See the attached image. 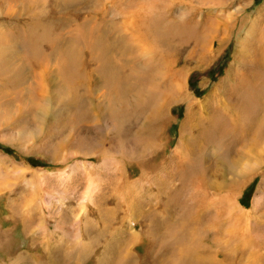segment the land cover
Wrapping results in <instances>:
<instances>
[{
    "label": "rangeland",
    "instance_id": "1",
    "mask_svg": "<svg viewBox=\"0 0 264 264\" xmlns=\"http://www.w3.org/2000/svg\"><path fill=\"white\" fill-rule=\"evenodd\" d=\"M261 93L264 0H0V264H264Z\"/></svg>",
    "mask_w": 264,
    "mask_h": 264
},
{
    "label": "bare ground",
    "instance_id": "2",
    "mask_svg": "<svg viewBox=\"0 0 264 264\" xmlns=\"http://www.w3.org/2000/svg\"><path fill=\"white\" fill-rule=\"evenodd\" d=\"M140 15V14H139ZM144 17V16H143ZM134 20H136V18L134 19ZM133 24H134V22H133ZM137 25H138V23H137ZM143 25V24H142ZM132 26H134V25H132ZM135 28H136V25H135ZM139 28V27H138ZM137 29V28H136ZM137 35V34H136ZM35 36V35H34ZM42 38H44V37H42ZM36 39V38H35ZM34 39V40H35ZM40 40H41V38H39ZM34 40H32V41H34ZM37 40V39H36ZM35 40V43L37 42ZM39 40V41H40ZM38 43V42H37ZM36 46V45H35ZM48 59V58H47ZM48 62V61H47ZM43 69V68H42ZM38 74V73H37ZM45 74V73H44ZM39 75V74H38ZM37 75V76H38ZM88 75V74H87ZM42 76V75H41ZM40 77V76H39ZM247 81H249V80H252L251 78L249 79V78H247L246 79ZM43 82V81H42ZM116 82V81H115ZM114 82V83H115ZM117 87L119 86V85H116ZM119 88V87H118ZM89 89V88H88ZM115 89V88H114ZM91 90H92V88H91ZM90 90V91H91ZM257 92V91H256ZM259 92H262V91H259ZM89 95V94H88ZM122 96H123V94H122ZM260 96L261 97H263L264 96V93H261L260 94ZM86 98V97H85ZM254 98V97H253ZM89 99V98H88ZM246 100V98L244 99V102H246L245 101ZM258 100H259V98H258ZM85 101V100H84ZM88 101V100H87ZM90 101V100H89ZM84 103V102H83ZM86 103V102H85ZM90 104H91V102H90ZM228 104V103H227ZM88 105V104H87ZM221 105H222V103H221ZM93 106V105H92ZM244 107H243V110H245V112H241V114H243V115H245V116H250L253 112H249L248 110L249 109H253L254 111H255V113L253 114L254 115V119H252L251 121H248V122H250V126H249V128L247 129V130H249L250 128H253L254 127V125L256 124V123H258V120L259 121H261V125H262V127L264 126L263 125V123H262V120H263V118H264V112H262V114H261V117H259V114H260V111H259V109H261L263 106H258L257 104H256V102H255V98H254V103L253 102H249V103H246L245 105H243ZM94 108V107H93ZM87 109H89V108H87ZM95 109V108H94ZM93 109V110H94ZM91 110V109H90ZM97 110V109H96ZM242 110V109H241ZM94 112V111H93ZM236 112V111H235ZM248 112L250 113V114H248ZM98 115H100V114H98ZM120 115V114H119ZM253 115H251V116H253ZM119 117V116H118ZM233 117V116H232ZM246 119V118H245ZM247 119H249V118H247ZM117 120V119H116ZM115 120V121H116ZM243 120V119H242ZM119 121V120H118ZM244 123V122H243ZM249 124V123H248ZM210 125V124H209ZM212 125H214V124H212ZM211 125V126H212ZM257 125H259V124H257ZM213 127H215V126H213ZM256 127V126H255ZM216 128V127H215ZM234 129V128H233ZM262 129V128H261ZM257 130L259 131V129L257 128ZM223 131V130H222ZM251 131V130H250ZM263 131H264V128H263ZM229 132H231V131H229ZM233 132H235V131H233ZM243 132V131H242ZM241 132V133H242ZM260 135V134H259ZM253 138H254V136H253ZM124 139V138H123ZM235 141V140H234ZM128 143V142H127ZM253 143V142H252ZM125 145H126V143H124ZM222 144V143H221ZM129 146V145H128ZM218 146V145H217ZM224 146V145H223ZM219 147H221V146H219ZM218 147V148H219ZM131 149V148H130ZM213 150V149H212ZM214 150H216V149H214ZM225 150H227V149H225ZM126 152V151H125ZM213 152V151H212ZM209 153V152H208ZM207 153V154H208ZM225 153V152H224ZM204 154V153H203ZM217 154H218V152H217ZM137 155V154H136ZM213 155V154H212ZM214 155H216V154H214ZM224 157V156H223ZM225 157H226V155H225ZM230 157V156H229ZM226 158H228V157H226ZM221 159V158H220ZM200 161V160H199ZM206 163V162H205ZM205 166V165H204ZM121 168V167H120ZM122 171V170H121ZM168 172H169V170H168ZM204 172V171H203ZM123 173V172H122ZM172 173V172H171ZM206 173V172H205ZM174 174V173H173ZM198 173H194L193 171H192V178H193V176H197L198 177ZM207 175V174H206ZM200 176H202V175H200ZM199 176V178H195L196 179V181H199V183H200V179H201V177ZM171 177V176H170ZM191 177V176H190ZM203 177H204V175H203ZM169 178V177H168ZM202 179H204V178H202ZM201 179V180H202ZM167 180V179H166ZM121 181V180H120ZM169 183V182H168ZM162 184V183H161ZM176 184V183H175ZM200 186V185H199ZM162 188V187H161ZM194 188V187H193ZM201 188V187H200ZM168 189V188H167ZM166 189V190H167ZM196 189V188H195ZM198 189V188H197ZM196 189V190H197ZM170 190V189H169ZM163 191V190H162ZM199 191H201L200 189H199ZM196 192V191H195ZM174 193V192H173ZM158 195V194H157ZM180 195H181V193L179 192V198H180ZM198 195V194H197ZM202 195V194H201ZM159 196V195H158ZM194 196V195H193ZM197 197V196H196ZM172 198L173 199H176L177 197H176V195L174 194V196H172ZM200 198V197H199ZM194 199V198H193ZM202 200V199H201ZM198 201H200V200H198ZM180 202V201H179ZM197 202V201H196ZM202 202V201H201ZM174 202H172V204L169 206V207H171V206H174ZM203 204V203H202ZM199 205H201V203L199 204ZM204 205H205V203H204ZM198 206V205H197ZM169 207H164V209L162 208V210L161 211H163V212H165V213H167L168 214V212H170V208ZM206 207V206H205ZM154 209V208H153ZM195 209H196V207H195ZM241 209V208H240ZM203 210V209H202ZM242 211H243V209H242ZM163 212H161L160 213V216H158V218H156V219H154V218H151V221L152 222H150L149 223V225L151 226V227H154V226H156L157 228L158 227H162V224L164 223V221H167V222H169V220L167 219V217L165 216V214L163 213ZM246 212V211H245ZM176 213V212H175ZM222 213V212H221ZM217 214H218V212H217ZM247 214V213H246ZM201 215V212H199L197 209H196V212H195V210H194V208H193V206L191 205V207L188 209V212L186 213V216H185V218L183 219L182 218V221H187V220H191L192 221V224L190 225V226H183V227H180V229L179 228H176L177 229V233H175V234H173L172 235V242H174V244H177V246H178V251H176V253H178L179 255H180V259H183V260H180L181 262H179L178 263V261H177V263H175V264H187V261L190 259V257L192 256L193 257V255H194V257L195 256H197L198 255V253H200L199 252V248L200 247H202L201 245H202V240H207V237L205 236V235H203V233L204 232H207L208 231V234L209 233H211V232H209V230L210 229H208L209 227V224H208V221H204L203 220V222H198V219H197V217L198 216H200ZM222 215V214H221ZM238 215V214H237ZM242 215H243V213H242ZM170 216V215H169ZM202 216V215H201ZM216 216V215H215ZM233 216H234V214H233ZM174 217V216H173ZM219 217V216H218ZM236 217V216H235ZM235 217H233V218H235ZM238 217V216H237ZM248 217H249V215H248ZM206 218V217H205ZM126 219V218H125ZM171 219V218H170ZM216 220H217V216H216V218H215ZM219 219V218H218ZM237 219V218H236ZM215 220V221H216ZM239 220V219H238ZM249 220V219H248ZM220 221V220H219ZM221 221H222V219H221ZM240 221V220H239ZM223 222V221H222ZM237 222V221H236ZM241 222V221H240ZM218 223H221V222H218ZM224 223V222H223ZM187 224V223H186ZM198 224H204V226H203V228L201 227V228H199L200 226H197ZM207 224V225H206ZM212 224H213V222H212ZM148 224H147V226H149ZM180 225V224H179ZM215 225H216V222H215ZM223 225V224H222ZM166 226V225H165ZM175 226V225H174ZM213 226V225H212ZM212 226H211V228H212ZM219 226V225H218ZM224 226V225H223ZM214 227V226H213ZM150 228V227H149ZM148 228V229H149ZM164 228V227H163ZM220 228V227H219ZM162 229V228H161ZM175 229V228H174ZM176 229H175V231H176ZM221 229V228H220ZM118 230V229H117ZM180 230H184V232H182V231H180ZM224 230V229H223ZM213 231H215V230H213ZM226 231H227V229H226ZM231 232H232V229L230 230ZM134 232V231H133ZM218 232V231H217ZM221 232H222V230H221ZM224 232V231H223ZM228 232H229V230H228ZM228 232H225V233H227V234H229ZM234 232V231H233ZM154 233L156 234V230L154 231ZM162 233V232H161ZM215 233V232H214ZM243 233H244V231H243ZM242 233V234H243ZM140 234V233H139ZM212 234V233H211ZM224 234V233H223ZM217 235V234H216ZM221 235H222V233H221ZM152 236V235H151ZM175 236V237H174ZM211 237V236H210ZM213 237V236H212ZM250 236H249V233H244V235H243V238H242V241H243V243H246L245 244V246L246 245H248L249 243H250V241H251V239L249 238ZM254 237V236H253ZM240 238V237H239ZM187 239H189V241L187 240ZM214 239H216V238H214ZM221 239V238H220ZM49 240V239H48ZM210 240V239H209ZM212 240H213V238H212ZM218 240H219V237H218ZM229 240V239H228ZM211 241V240H210ZM254 241V240H253ZM46 242V241H45ZM209 242V241H208ZM264 242V241H263ZM50 243V242H49ZM217 243V242H216ZM215 243V244H216ZM218 243H219V241H218ZM217 243V244H218ZM229 243V242H228ZM48 244V243H47ZM45 245V244H44ZM204 245V244H203ZM207 245V244H206ZM241 245V244H240ZM47 246V245H46ZM218 246V245H217ZM87 247V246H86ZM203 247H205V246H203ZM213 247H214V244H213ZM247 247V246H246ZM253 247V246H252ZM207 250H209L210 248H209V246H207ZM244 248V247H243ZM151 249V248H150ZM235 249V248H234ZM257 249V248H256ZM256 249H254V248H249V254H251V255H253L255 252H256ZM261 249V248H260ZM52 250V249H51ZM50 250V251H51ZM202 250V249H201ZM233 250V249H232ZM237 250V249H236ZM48 251V250H47ZM81 251V250H80ZM85 251V250H84ZM239 251V250H238ZM241 251V250H240ZM248 251V250H247ZM258 251V250H257ZM111 252V251H110ZM205 252V251H204ZM214 252H215V249H214ZM87 253V252H86ZM169 253V252H168ZM216 253V252H215ZM241 253V252H240ZM243 253V252H242ZM259 253V252H258ZM133 254V253H132ZM160 254V253H159ZM195 254H197V255H195ZM78 255V254H77ZM84 255H85V252H84ZM208 255V254H207ZM258 255V254H257ZM82 256V255H81ZM128 256V259L127 258H125V259H127V260H125L124 262H122V263H118V262H115V260H114V263H118V264H130L129 262H130V260H131V256H129V254L127 255ZM201 256H202V254H201ZM254 256H256V255H254ZM40 257V256H39ZM109 257V256H108ZM122 257V256H121ZM121 257H119V258H121ZM169 257V256H168ZM183 257V258H182ZM191 257V258H192ZM205 257V256H204ZM247 257H249V256H247ZM252 257V256H251ZM260 257V256H259ZM124 258V257H123ZM171 258V257H170ZM189 258V259H188ZM105 259V258H104ZM109 259H111V258H109ZM130 259V260H129ZM202 259V258H201ZM251 259V258H250ZM65 260V259H64ZM124 260V259H123ZM196 260V259H195ZM198 260V259H197ZM252 260H254V259H252ZM108 261V260H107ZM112 261V260H111ZM127 261V262H126ZM250 261V260H249ZM104 262V261H103ZM192 262V261H191ZM251 262V261H250ZM68 263V262H67ZM189 263V262H188ZM59 264H63V263H59ZM69 264V263H68ZM99 264V263H98ZM110 264V263H109ZM112 264V263H111Z\"/></svg>",
    "mask_w": 264,
    "mask_h": 264
}]
</instances>
